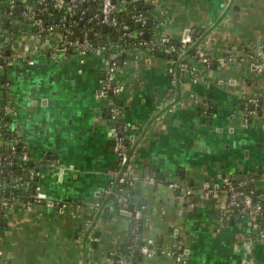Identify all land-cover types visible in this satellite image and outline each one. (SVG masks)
<instances>
[{
  "label": "crops",
  "instance_id": "0c3cea01",
  "mask_svg": "<svg viewBox=\"0 0 264 264\" xmlns=\"http://www.w3.org/2000/svg\"><path fill=\"white\" fill-rule=\"evenodd\" d=\"M136 1L150 8L154 35L178 39L192 30L193 45L204 49L210 65L180 87L163 56L124 52L121 118L134 125L131 171L153 179L133 188L131 207L143 210L145 240L176 251L142 255L135 264H240L246 240L251 264H264V216L233 213L220 222L222 199L185 197L170 186L179 181L198 189L229 177L246 181L245 189L264 202V125L240 113L246 97L264 107V70L245 57L257 45L264 48V0ZM54 37L16 26L7 38L6 104L26 151L13 183L27 197L39 190L55 203L0 200V264L102 263L130 232V216L102 207L100 193L115 186L108 169L116 163L108 115L96 98L102 55L61 52ZM234 53L238 58L229 59ZM94 201L101 203L97 210L89 207ZM63 202L71 206L60 207Z\"/></svg>",
  "mask_w": 264,
  "mask_h": 264
},
{
  "label": "built area",
  "instance_id": "2783aa9c",
  "mask_svg": "<svg viewBox=\"0 0 264 264\" xmlns=\"http://www.w3.org/2000/svg\"><path fill=\"white\" fill-rule=\"evenodd\" d=\"M21 5H24L23 15L28 18L34 15H40L47 11V6L45 0H34L33 4H26L25 0H16ZM119 0H99V8L97 11L90 13L89 19H92L97 25L110 27L117 29L119 27V22L116 17V13L125 8L126 0H121L122 5L118 4ZM136 1V0H130ZM85 0H51V5L55 10L62 11L60 17L61 21H64L67 15L78 14L84 12V15H87V11L80 9L79 5L84 3ZM8 8L15 6V0L7 1ZM135 21L139 24H143L147 21L145 17L141 14H136L132 16ZM33 24L39 26V31L45 30L44 35H40L39 32L35 34L41 38L47 39L55 35L56 47L59 51L64 52L67 47H74L75 51L80 53L89 52L91 50H97L102 55L103 61V76L99 81V90L96 93V98L103 101L106 105L109 104L108 110V121L110 125L109 129V138L111 140V145L113 151L116 155V163L113 167L108 169V173L113 177L110 181L114 182V187L111 186L104 188L100 194L103 196V205L104 209H113L118 207L121 212H131V216L135 219H140L142 216L141 208L131 207L129 202L130 194L135 186L141 184H152L153 179L150 177H141L133 173V151L130 149V140H131V129L134 128V125H120L119 119L122 116V107L121 105H116L112 101H106V94H112L115 98L119 99L122 97V93L125 90L124 82L121 78V71L119 68L118 61H115L117 57L126 52L128 49L125 46H121L116 42L106 41L103 37L96 35V41L94 47L86 38V32L80 39L70 40L66 39L65 36L67 33H70L69 30H60L57 29V25L49 24L44 27L40 19H35L32 22ZM123 28H126L124 26ZM91 33V30L88 31ZM144 34L142 31H138V34ZM128 36L130 34H127ZM175 40V41H173ZM2 44L6 45V39L4 38ZM193 48V51L188 52L189 48ZM135 51L145 50L151 56H155V53L161 52V56L166 59L167 72L170 74L172 79H176L179 82L180 87L184 84L186 80H197L200 77V70L203 66L208 67L210 65V59L207 56V53L199 45H193V37L189 29H186L178 39H173L166 34L154 35V38L146 40L145 38L139 39L135 45H133ZM171 54H174L171 56ZM237 55L231 54L229 59L234 60ZM246 59L251 62H256V68L258 71L264 70V48L262 45H257L252 52L245 54ZM238 58V57H237ZM241 59V58H240ZM28 64H32L33 61L29 59ZM1 68V65H0ZM194 99L195 95L190 94ZM258 100L257 97H246L245 100V111L243 112V120L246 121L250 117L260 118L264 125V108L262 115H258ZM173 103L170 105L172 106ZM6 113L11 117L12 111L9 109L8 105L5 103L3 105ZM14 139L7 142L9 149L14 150ZM24 158V156H23ZM3 159V155L0 153V164ZM246 181L232 179L229 177H222L219 181L212 183H204L200 188L195 189L189 187L185 183L179 181H171L170 186L173 189L178 190L185 197H189L195 194H200L204 196L212 197L215 200H221V203L218 206V220L220 222L225 221L231 214L239 213L245 215L254 220L257 216H264V202L255 199L252 195V192H247L245 190ZM17 187L16 184L13 187ZM4 187V183L0 181V189ZM99 194V195H100ZM32 201L27 203L28 206L33 205H46L52 206L55 202L50 200L46 194L42 191H35L32 195ZM0 200L5 201L4 198L0 195ZM98 201V200H97ZM91 202L89 207L97 210L100 208V202ZM1 202V201H0ZM2 202L0 203L2 205ZM0 205V206H1ZM71 203L63 202L60 204V207H69ZM259 236H264V231L259 230ZM152 242L145 240L142 242L139 250L144 256L153 255L157 249L151 246ZM244 254L241 258L240 264H251L250 253H251V243L249 240L244 242ZM164 254H174L175 252L169 251L168 248H163L160 250ZM97 264H130V259L127 256L121 254H114L110 252L108 256L105 257L102 263Z\"/></svg>",
  "mask_w": 264,
  "mask_h": 264
},
{
  "label": "trees",
  "instance_id": "16d2710c",
  "mask_svg": "<svg viewBox=\"0 0 264 264\" xmlns=\"http://www.w3.org/2000/svg\"><path fill=\"white\" fill-rule=\"evenodd\" d=\"M7 1L5 0L3 4L0 6V139L5 141L6 143L14 139V150L11 151L9 149V145L1 144L0 145V153L3 155V159L1 160L0 164V181L4 183V187L0 189V195L2 197H8V195H12V197L27 199L32 201L31 197H27L26 195L29 193L28 191H22L18 187H13V183L16 175H19L20 172L17 168H20L19 164L17 167V162L19 157H22L26 154L24 145L20 140L19 136L16 133V129L12 126L11 117L6 113L3 108V105L6 103L7 100V93H8V78L6 76V64L8 62V55L6 53L7 49L10 47V41H8V37L14 33V29L16 26L23 31H32V32H39L40 35H44L45 30L39 31V26L33 24L32 22L35 19H40L45 26L49 24L57 25V29L60 30H69L70 33H67L65 38L70 40L80 39L84 33L86 32V38L91 43L92 47L95 45L96 35L103 37L106 41L116 42L121 46H125L126 49H130L133 45L137 43L139 39L145 38L146 40L154 38L155 30L154 23H150L147 25V22L143 23L142 25L139 22L135 21L132 17L136 14H141L145 19H148L150 14V8L143 4L142 1H130L126 0L125 8L120 10L116 13V17L119 22V27L117 29L105 27V30H101V26L97 25L92 19H89L88 15H84V12L80 15L72 14L67 15L64 21L60 20L62 15V11L55 10L51 5V0H45L47 11L38 13L39 15H34L32 17L26 18L23 15L24 5L20 4L15 0V6L12 8H8ZM26 4H33L34 0H25ZM85 3V4H84ZM84 3L79 5L80 9L93 13L98 10L99 8V0H87ZM126 26V28H123ZM91 30V33L88 31ZM138 31L146 32L147 36H144L142 33L141 35L138 34ZM127 34H130L129 36ZM4 38L6 39L7 45L2 44ZM175 41V40H173ZM74 51V47H67L65 52L71 53ZM193 48H189L188 52H192ZM124 54H121L119 57L116 58L115 61L120 60L121 62L124 60ZM162 53L157 52L155 56H160ZM174 54H171L173 56ZM163 57H167L163 55ZM119 64V62H118ZM119 64V68H120ZM106 101H112L116 105H121L122 111L124 109L122 99L115 98L114 95L107 93L106 94ZM104 107L106 112L108 113L109 104L106 105L104 103ZM263 105L258 101V115H262L263 113ZM245 111L244 104L241 108L240 113L243 114ZM120 125H130L129 122L124 121L122 118L119 119L118 122ZM20 165H23L21 163ZM19 172V173H18ZM17 179V178H16ZM15 179V180H16ZM16 182V181H15ZM35 182L33 179L30 181V184H34ZM249 192L248 188L245 189ZM133 194H130L129 202L130 205L133 204L132 199ZM143 212V210H142ZM130 224V232L128 234L127 242L117 246L112 252L114 254H121L123 256H127L130 259V264H135L139 258L142 256L139 247L141 246L142 242L145 239L142 236V216L140 219H135L133 216L129 218ZM1 226V224H0ZM153 247H158L157 252H160L161 246L160 244H151ZM169 251H176L174 249L169 248Z\"/></svg>",
  "mask_w": 264,
  "mask_h": 264
},
{
  "label": "water",
  "instance_id": "95a60500",
  "mask_svg": "<svg viewBox=\"0 0 264 264\" xmlns=\"http://www.w3.org/2000/svg\"><path fill=\"white\" fill-rule=\"evenodd\" d=\"M87 15H90V12H88ZM39 17L41 18L40 15H39ZM149 24H150V21H147V25H149ZM101 30L104 31V30H105V27L102 26V27H101ZM192 32H193V31L191 30L190 33H192ZM118 62L120 63V60H119ZM186 178H188V177L186 176ZM189 182L191 183L192 181L189 180ZM178 192H179V191H178ZM129 209H131V206L129 207ZM123 213H124V215H126V216H130V215H131V212H130V211H128V212H123Z\"/></svg>",
  "mask_w": 264,
  "mask_h": 264
}]
</instances>
